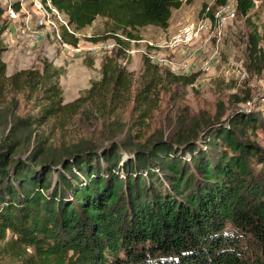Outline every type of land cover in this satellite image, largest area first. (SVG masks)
Returning a JSON list of instances; mask_svg holds the SVG:
<instances>
[{
	"label": "trees",
	"instance_id": "1",
	"mask_svg": "<svg viewBox=\"0 0 264 264\" xmlns=\"http://www.w3.org/2000/svg\"><path fill=\"white\" fill-rule=\"evenodd\" d=\"M50 1L75 30L106 18V30L86 39L116 44L100 79L65 102L62 69L47 58L7 73L8 21L0 5V107H29L6 122L9 134L0 140V264H264V151L249 135L264 130V108L195 117L131 152L120 142L128 135L121 114L130 104L128 123L141 138L160 95L195 79L144 56L136 81L121 57L142 38L141 28H167L173 10L193 0ZM227 1L204 2L200 17L213 19ZM256 5L236 0L249 26L251 71L264 66L263 35L249 15ZM61 28L62 41L79 43ZM89 110L93 130L82 128ZM48 121L70 144L57 151L45 146L51 137L39 135L31 154L19 153L20 133Z\"/></svg>",
	"mask_w": 264,
	"mask_h": 264
},
{
	"label": "rangeland",
	"instance_id": "2",
	"mask_svg": "<svg viewBox=\"0 0 264 264\" xmlns=\"http://www.w3.org/2000/svg\"><path fill=\"white\" fill-rule=\"evenodd\" d=\"M35 0H0V5L6 10L10 4L19 12L20 18L16 22L3 17L8 21V28L4 33V38L8 49L3 55L7 63V73L9 75L16 71L29 68L33 65H40V59L47 58L62 69L60 84L63 89L65 102L72 101L88 89L93 80L101 77V63L107 54H111L115 46L113 39L93 42L86 38L94 34L104 32L108 26L104 17L97 16L95 20L86 27L75 30L69 25L68 17L52 7L49 3L44 4V10H38ZM215 0H193L191 3L184 2L183 5L173 10L170 24L167 28L148 25L139 30L140 41L131 40L128 49L135 50L133 54L121 57V63L133 73L134 79L138 81L143 67V57L147 41L160 42L163 39L169 40L179 32L185 24L196 22L200 17V10L204 2L209 6ZM256 8L249 14L253 22L259 27L263 35L260 45L264 50V0H256ZM236 7V0H228L225 5L215 9L214 14L223 13L229 6ZM40 14L45 15L46 28L43 32L36 34L38 40H29L27 36L18 34V27L24 25V20L37 19ZM61 26H66L69 31L75 33L79 38L77 45L59 40L57 33L61 34ZM40 29V28H39ZM38 30V29H37ZM209 35H202L183 48L174 52L169 48H162L164 52L170 53V58L174 61V66L163 64L162 68H167L175 74L193 75L194 81L183 83L174 82L168 89L160 95L157 107L152 110L151 116L146 119L142 126V137L136 134L138 127L128 121L132 117L131 104L121 114L122 120L126 123L125 133L127 137L122 142L125 147L124 152H131L138 145L147 144L149 138H169L180 127H188L196 117L202 119L216 118L224 119L226 115L235 107L242 109L264 108V66L262 70H249L247 67V41L249 26L246 17L236 11V16L224 25L213 24ZM62 37V36H61ZM29 40V41H28ZM65 43V44H64ZM127 49V50H128ZM126 50V51H127ZM127 53V52H126ZM129 55V56H128ZM148 57V56H147ZM127 58V59H126ZM126 60L125 62H123ZM137 83V82H136ZM138 84V83H137ZM22 101V95H18ZM247 98L245 101H239ZM29 107L23 101L16 109L11 106L1 105L0 107V140L9 134V126L6 122L13 120L14 114H26ZM95 114L89 110L82 119L84 127L93 130L92 118ZM96 117V116H95ZM66 126V125H65ZM100 126V125H99ZM73 126H67L71 130ZM75 127V125H74ZM66 130V129H64ZM63 130L53 128L51 121L41 125H33L31 128L20 133L22 142L19 153L28 156L32 153L36 138L41 135L51 137L45 146H56L59 150L68 146L72 140L65 138ZM78 135V134H77ZM264 151V130L259 129L255 134H249ZM259 167L261 165H258Z\"/></svg>",
	"mask_w": 264,
	"mask_h": 264
},
{
	"label": "built area",
	"instance_id": "3",
	"mask_svg": "<svg viewBox=\"0 0 264 264\" xmlns=\"http://www.w3.org/2000/svg\"><path fill=\"white\" fill-rule=\"evenodd\" d=\"M34 2L36 8L38 10H41V12L44 10V4H42V2H44L45 4L49 3L52 7L56 8L55 6H53L50 0H35ZM235 16L236 7L234 5H230L225 12L214 14L213 19H211L210 17H202L201 20L199 19L196 22L185 24L182 28L179 29V32L169 40L163 39L162 41L157 43L152 40H148L146 48H144V52L152 61L156 62L158 65L166 64L171 68L175 64L174 61L170 58L171 54H166V52H164L162 48H169L174 52L176 49L183 48V46L186 47L187 44L200 39L202 35L208 36L213 24L222 26L229 20L233 19ZM4 17L8 20L10 19L12 22H16L19 20L20 14L9 4L6 7V10H4ZM46 24L47 23L45 22L44 14H40L36 20L27 17L24 20V25L18 27V34L21 36H27L29 40H34L36 37L35 33H37V35L39 36V34L43 32L44 27L46 28ZM57 36L59 40H62L61 34L59 32L57 33ZM38 38L39 37H37L32 43L36 42ZM132 41L134 42L135 40ZM134 51L135 50L128 49L126 52L130 55L133 54ZM123 62H125L126 64V60L124 61L123 59Z\"/></svg>",
	"mask_w": 264,
	"mask_h": 264
},
{
	"label": "crops",
	"instance_id": "4",
	"mask_svg": "<svg viewBox=\"0 0 264 264\" xmlns=\"http://www.w3.org/2000/svg\"><path fill=\"white\" fill-rule=\"evenodd\" d=\"M178 10V9H177Z\"/></svg>",
	"mask_w": 264,
	"mask_h": 264
}]
</instances>
